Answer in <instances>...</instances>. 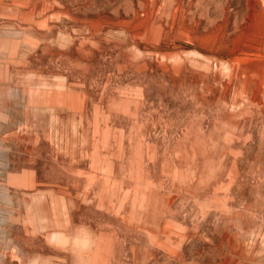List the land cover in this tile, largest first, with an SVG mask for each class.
Wrapping results in <instances>:
<instances>
[{"label": "rangeland", "instance_id": "1", "mask_svg": "<svg viewBox=\"0 0 264 264\" xmlns=\"http://www.w3.org/2000/svg\"><path fill=\"white\" fill-rule=\"evenodd\" d=\"M0 264H264V0H0Z\"/></svg>", "mask_w": 264, "mask_h": 264}]
</instances>
